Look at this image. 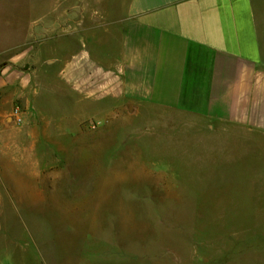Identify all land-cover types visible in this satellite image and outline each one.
I'll use <instances>...</instances> for the list:
<instances>
[{"label": "crops", "instance_id": "1", "mask_svg": "<svg viewBox=\"0 0 264 264\" xmlns=\"http://www.w3.org/2000/svg\"><path fill=\"white\" fill-rule=\"evenodd\" d=\"M142 107L256 137L264 172V0H0V195L40 190L57 137Z\"/></svg>", "mask_w": 264, "mask_h": 264}, {"label": "rangeland", "instance_id": "2", "mask_svg": "<svg viewBox=\"0 0 264 264\" xmlns=\"http://www.w3.org/2000/svg\"><path fill=\"white\" fill-rule=\"evenodd\" d=\"M56 140L0 195V264H264L256 137L142 107Z\"/></svg>", "mask_w": 264, "mask_h": 264}, {"label": "built area", "instance_id": "3", "mask_svg": "<svg viewBox=\"0 0 264 264\" xmlns=\"http://www.w3.org/2000/svg\"><path fill=\"white\" fill-rule=\"evenodd\" d=\"M24 114L23 109L21 108L20 105H16L14 108V115L18 118V121L21 122L22 121V116Z\"/></svg>", "mask_w": 264, "mask_h": 264}]
</instances>
